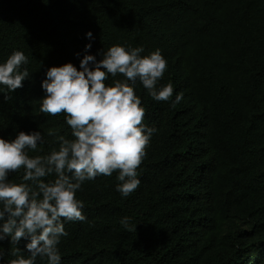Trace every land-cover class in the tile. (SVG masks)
Segmentation results:
<instances>
[{
    "label": "trees",
    "instance_id": "trees-1",
    "mask_svg": "<svg viewBox=\"0 0 264 264\" xmlns=\"http://www.w3.org/2000/svg\"><path fill=\"white\" fill-rule=\"evenodd\" d=\"M89 30V54L117 43L141 55L159 48L167 68L158 84L172 83L173 96L156 101L137 83L142 122L156 129L140 185L122 197L117 171L85 181L86 219L65 223L61 264H264V0H0V62L22 50L30 73L0 92V136L40 130L45 143L29 155L72 138L63 113L39 111L41 82L51 66L79 67ZM24 243L0 241L5 259L17 248L26 256Z\"/></svg>",
    "mask_w": 264,
    "mask_h": 264
},
{
    "label": "clouds",
    "instance_id": "clouds-1",
    "mask_svg": "<svg viewBox=\"0 0 264 264\" xmlns=\"http://www.w3.org/2000/svg\"><path fill=\"white\" fill-rule=\"evenodd\" d=\"M85 36L89 43L79 67L72 62L51 66L41 82L44 95L39 111L51 116L63 113L72 138L59 135L57 146L47 154L29 155L40 152L38 144L45 143L40 130H21L15 138L0 136V241L18 245L23 239L28 253L25 256L17 248L15 258L6 260L0 247V264H36L37 257L46 258L47 264H61L58 245L68 235L65 223L86 219L85 203L77 198L85 181L117 171L115 190L122 197L140 185L137 169L156 129L142 122L145 108L135 89L142 84L154 100L168 101L172 83L158 84L167 60L159 48L141 55L142 46L122 43L89 54L95 37L91 30ZM27 64L22 50H13L0 62V92L23 87L30 76ZM9 98L5 94L4 99ZM182 99L183 93L177 92L171 103ZM20 169V181L10 180V173ZM120 223L125 229L137 225L128 216Z\"/></svg>",
    "mask_w": 264,
    "mask_h": 264
}]
</instances>
